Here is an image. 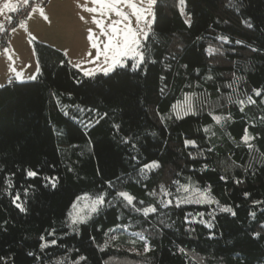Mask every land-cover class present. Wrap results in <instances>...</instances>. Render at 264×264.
I'll use <instances>...</instances> for the list:
<instances>
[{
  "label": "trees",
  "instance_id": "1",
  "mask_svg": "<svg viewBox=\"0 0 264 264\" xmlns=\"http://www.w3.org/2000/svg\"><path fill=\"white\" fill-rule=\"evenodd\" d=\"M33 43L36 79L0 87V264H264V0H157L108 75Z\"/></svg>",
  "mask_w": 264,
  "mask_h": 264
},
{
  "label": "rangeland",
  "instance_id": "2",
  "mask_svg": "<svg viewBox=\"0 0 264 264\" xmlns=\"http://www.w3.org/2000/svg\"><path fill=\"white\" fill-rule=\"evenodd\" d=\"M31 1L32 0H30V2ZM52 1L53 0H51L48 6L44 8L45 13H49L55 5L56 0L49 7ZM81 5H87V7L96 6L91 0H61V9L58 8L55 12L56 18L52 20L49 18L50 21L46 23L44 16L40 15L38 10H34L35 7L32 8L27 14V17L29 15L28 20L30 22V27L28 24L29 28L24 32L22 24L25 22L26 17L22 24L17 25L14 28L15 30L11 31L9 45L0 53V85H5L9 80L22 83L36 79L39 73V65L35 57L34 40L38 43L51 46L64 54L67 53L65 56L69 64L77 70L81 76L91 77L103 73L101 69L107 67V64L103 62L104 57L101 56L99 60L95 59L96 49L92 47L91 41L88 39V29L91 28L96 36L99 37L98 43L100 41L106 42V37L100 35L99 27L93 22L94 15H96L97 18L100 17L98 14L85 11ZM65 6H67L66 9L71 7V12L63 10L65 9ZM144 6L146 7L147 5L145 4ZM124 10L129 11L128 8H125ZM152 10L155 14V5ZM34 14H37L39 18H42L41 22L38 24H36L35 21H32L33 18L30 17ZM81 17H84V19L82 20ZM110 19H118V17L112 13ZM110 19L106 18V23L110 22ZM149 19L152 20L150 25L145 26L143 23L141 24V27L144 28L145 32V36L141 37V51L144 41L152 32L155 15L154 18L149 17ZM8 24L9 22H7L4 27L5 30L3 31L0 42L3 40L8 30ZM133 27H135L134 17ZM100 47L103 48V43L100 44ZM88 53H91L92 55L89 56ZM129 61H132L135 65V61L131 59H128L126 64H128ZM85 72H94L95 74L85 75ZM33 76L35 79L31 78ZM186 98L190 100L192 106L191 96L188 95ZM185 99L182 102H184Z\"/></svg>",
  "mask_w": 264,
  "mask_h": 264
},
{
  "label": "snow or ice",
  "instance_id": "3",
  "mask_svg": "<svg viewBox=\"0 0 264 264\" xmlns=\"http://www.w3.org/2000/svg\"><path fill=\"white\" fill-rule=\"evenodd\" d=\"M91 2L96 5L95 7H87V5H81V7L90 13L98 14L100 18H97L96 15L93 16V22L100 29V35L106 37V42L99 41V37L93 32L90 28L88 29L89 36L88 39L91 41L92 47L96 49V60H99L101 56L104 57V63L107 64V67L102 68L101 71L104 75H108L111 71H114L116 67H126V61L131 59L135 61V66H138L144 60V53L140 50L141 48V37L145 36L144 28L141 27L143 23L145 26L150 25L152 20L149 17L154 18L153 7L156 4V0H91ZM23 5L27 6L30 3V0H22ZM147 5L146 7L144 5ZM181 6L184 4V0H180ZM128 8L129 11H125L124 9ZM7 10L8 13H16L20 11L17 3H14L13 0H4L2 7H0V14H3ZM34 10H38L40 15L44 16V19L47 20L48 16L45 15L44 8L40 7L38 4L35 6ZM181 12H183V8L181 7ZM114 13L118 19H110V15ZM133 17L135 18V27H133ZM106 18L110 19V22L106 23ZM9 21L12 19L11 15L6 17ZM83 20L84 17H81ZM190 23V22H189ZM252 27L251 24L248 25ZM3 24H0V31H4ZM15 30V29H13ZM224 39V38H222ZM103 43V48L100 47V44ZM237 43H241V41H237ZM67 53H65L66 55ZM91 56V53H88ZM78 66V65H76ZM94 72H85V75H94ZM35 79V77H31ZM2 87V85H0ZM256 95L259 96L261 93L259 91L256 92ZM249 103H255L251 99L248 98ZM239 104L243 105L244 101L239 100ZM243 110V109H241ZM173 112L176 115L177 119H182L184 115H187L192 112L191 102L188 98L185 99L184 102H178L176 105H173ZM217 123H219L222 119L220 116L213 117ZM245 142L249 139L248 136L243 137ZM186 144H195L194 141H186ZM148 168H156L159 167L158 162L153 161L151 165H146ZM27 175L29 177H37L38 173L36 171H28ZM52 181V186L55 187V179L54 177H46ZM223 179V177H222ZM239 183V181H237ZM162 191L163 186H162ZM183 190L185 192H190V186H184ZM198 193V195H196ZM170 193L165 191V195H169ZM119 195L124 197L129 204H131L134 200V197L128 193L120 192ZM245 195H249L245 193ZM17 200L20 199L19 196L16 197ZM78 201L82 198H77ZM183 202L185 203H207V202H216L211 201L210 197L207 194L201 192L199 189H195L192 195H189L184 198ZM104 203V197L97 196L95 201L92 204V211H96V206ZM171 204V201H168ZM256 203H261L260 201H256ZM17 207L24 211V208L17 204ZM157 209L155 207H151L146 209V212H155ZM222 211L231 212L232 215L236 213L232 211L231 208H223ZM251 215L255 216V213ZM83 219V218H82ZM211 227V225H208ZM259 235V233H256ZM52 244H55L56 241H51ZM145 250H150L147 245H145ZM80 259H86L85 257H81ZM5 257H0V261H5Z\"/></svg>",
  "mask_w": 264,
  "mask_h": 264
},
{
  "label": "built area",
  "instance_id": "4",
  "mask_svg": "<svg viewBox=\"0 0 264 264\" xmlns=\"http://www.w3.org/2000/svg\"><path fill=\"white\" fill-rule=\"evenodd\" d=\"M51 0H32L29 5H21L20 11L12 14V19L10 20L8 24V30L3 38V40L0 42V53L3 51V49L9 45L10 39H11V31L17 26L23 23L25 18L27 17V14L29 11L34 8L37 4L45 8L48 6Z\"/></svg>",
  "mask_w": 264,
  "mask_h": 264
},
{
  "label": "crops",
  "instance_id": "5",
  "mask_svg": "<svg viewBox=\"0 0 264 264\" xmlns=\"http://www.w3.org/2000/svg\"><path fill=\"white\" fill-rule=\"evenodd\" d=\"M3 2H4V0H0V7H2ZM13 2H14V3H17V4H18V7H20L21 5H23L22 0H13ZM54 2H55V0L52 1V3L49 5V7H50ZM60 2H61V0H58V1L56 0L55 5L52 7V9L49 11V13H47V12L45 13V15L48 16V19L45 20V23L48 22V21H50V20H52V19H54V18H56V16H55V12H56V10H57L58 8L61 9ZM66 7H67V6H65V9H63V10H65V11L67 10V11L71 12V7H69L68 9H66ZM8 15H11V16H12V13H8L7 10H5V12H4L3 14H0V24H3L4 27H5V25L7 24V22H10L8 19H6V17H7ZM30 17L33 18L32 21H35L36 24H38V23L41 22V20H42V18H39V16H38L37 14L31 15ZM49 18H50V20H49ZM28 19H29V15H28V17L26 18L25 22L22 24V28L24 29V32H25V30H26L27 28L30 27V22H29ZM28 24H29V27H28ZM57 29H58V27H57ZM2 34H3V31H0V40H1V36H2ZM30 40H31V38H30ZM34 41H35V40H34Z\"/></svg>",
  "mask_w": 264,
  "mask_h": 264
}]
</instances>
